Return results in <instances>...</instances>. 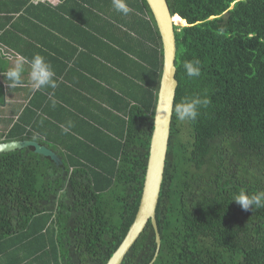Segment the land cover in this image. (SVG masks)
I'll use <instances>...</instances> for the list:
<instances>
[{"label":"trees","instance_id":"obj_1","mask_svg":"<svg viewBox=\"0 0 264 264\" xmlns=\"http://www.w3.org/2000/svg\"><path fill=\"white\" fill-rule=\"evenodd\" d=\"M167 1L187 22L175 26V105L210 103L195 121L173 112L154 264H264V208L232 201L241 190L264 192V0ZM126 2L127 16L112 0L58 9L66 28L88 35L68 39L70 61L91 78L75 85L78 104L57 100V113L54 89H41L47 96L4 140L37 141L62 163L33 147L0 155V264H107L136 217L164 57L147 1ZM197 59L201 75L188 77L183 64ZM156 246L149 222L122 264H149Z\"/></svg>","mask_w":264,"mask_h":264},{"label":"crops","instance_id":"obj_2","mask_svg":"<svg viewBox=\"0 0 264 264\" xmlns=\"http://www.w3.org/2000/svg\"><path fill=\"white\" fill-rule=\"evenodd\" d=\"M65 1L0 0V73L14 67L18 55L29 60L34 54L42 55L53 66L57 85L60 84L53 92L56 102L51 108L53 113L60 109L59 98L78 104L75 85L89 84L87 78H91L88 73L81 74L70 61L76 57L74 45L70 44L68 37L87 40L88 35L85 36L84 32L79 35L72 27L64 26L63 13L58 9ZM29 74L30 67L25 64L22 87H8L9 82L0 75V143L5 142L7 134L31 107L34 98L39 93L42 94L40 99L47 96L44 91L33 89Z\"/></svg>","mask_w":264,"mask_h":264},{"label":"water","instance_id":"obj_3","mask_svg":"<svg viewBox=\"0 0 264 264\" xmlns=\"http://www.w3.org/2000/svg\"><path fill=\"white\" fill-rule=\"evenodd\" d=\"M157 24L163 44V73L158 92V101L154 117V130L151 139L148 165L140 205L136 217L125 238L111 256L107 264H122L125 256L151 222L156 234V251L149 264H154L160 249L161 235L157 222L159 204L169 140L173 120L174 105L178 88L176 78L177 42L174 22L178 15H173L167 0H146ZM33 147L35 152L50 157L57 165L62 163L60 157L45 145L33 140H14L0 143V155L18 149Z\"/></svg>","mask_w":264,"mask_h":264},{"label":"clouds","instance_id":"obj_4","mask_svg":"<svg viewBox=\"0 0 264 264\" xmlns=\"http://www.w3.org/2000/svg\"><path fill=\"white\" fill-rule=\"evenodd\" d=\"M112 7L116 12L124 16L129 15L132 11L126 0H112ZM25 64H28L30 67V81L34 90L38 91L44 88L54 89L57 87L56 73L53 66L38 53L34 54L30 60L23 55H18L15 66L4 73H0L9 82L7 84L8 87L24 86L22 74ZM183 67L188 77H199L201 75L200 61L198 59L184 62ZM209 103L210 99L207 96L184 98L175 105L174 111L177 119L180 121H195L199 115V110L202 107H207ZM53 106H55V101H53ZM73 126V122L70 120L66 124H61L62 134H69ZM232 201H235L245 211L264 208V192L247 194L241 190L234 196Z\"/></svg>","mask_w":264,"mask_h":264},{"label":"bare ground","instance_id":"obj_5","mask_svg":"<svg viewBox=\"0 0 264 264\" xmlns=\"http://www.w3.org/2000/svg\"><path fill=\"white\" fill-rule=\"evenodd\" d=\"M174 22L177 24V25H187V22L184 20V19H182V18H179V17H176L175 19H174Z\"/></svg>","mask_w":264,"mask_h":264},{"label":"rangeland","instance_id":"obj_6","mask_svg":"<svg viewBox=\"0 0 264 264\" xmlns=\"http://www.w3.org/2000/svg\"><path fill=\"white\" fill-rule=\"evenodd\" d=\"M177 26H185V25H177ZM182 132H183V135H184V137H187L188 136V129H187V127L185 126H183V128H182Z\"/></svg>","mask_w":264,"mask_h":264}]
</instances>
